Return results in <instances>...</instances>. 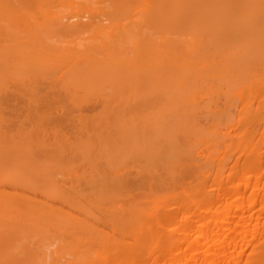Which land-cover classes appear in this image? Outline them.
<instances>
[{
    "label": "bare ground",
    "instance_id": "6f19581e",
    "mask_svg": "<svg viewBox=\"0 0 264 264\" xmlns=\"http://www.w3.org/2000/svg\"><path fill=\"white\" fill-rule=\"evenodd\" d=\"M0 264H264V0H0Z\"/></svg>",
    "mask_w": 264,
    "mask_h": 264
}]
</instances>
